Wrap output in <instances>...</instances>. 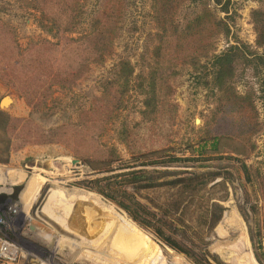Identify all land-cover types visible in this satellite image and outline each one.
Segmentation results:
<instances>
[{"label":"rangeland","instance_id":"obj_1","mask_svg":"<svg viewBox=\"0 0 264 264\" xmlns=\"http://www.w3.org/2000/svg\"><path fill=\"white\" fill-rule=\"evenodd\" d=\"M102 3L103 0L85 1V15L71 36L77 37L88 29L90 19L100 12ZM123 6L113 54L103 63L84 62V70L78 71V45L69 42L57 45L56 39L37 26L34 11L14 0H0V101L7 96L12 99L0 107L4 112L0 116V221L5 223L0 225V236L12 241L18 250L13 263L2 264H193L160 243L113 202L78 185L87 179L122 171L118 167L131 159V151L170 147L176 155L193 156L196 153L191 147L208 138V133L232 135L233 138L221 139L217 151L208 154L241 158L251 171H259V181L264 184V64L254 68L251 65L243 72L239 67L234 79L238 93L252 94L259 123V130L250 136L253 149L242 147L236 137L237 117L227 111L217 113L215 89L200 84L196 70L171 56L164 61L166 74L168 59L177 64V74L169 77L171 92L148 118L140 115L144 95L138 94L134 87L122 97V108L107 113V119L103 117L106 119L103 126L94 113H79V105L87 110L104 103L101 84L113 79V68L122 58L130 63L132 82L138 80L137 75H146L153 63L150 51L156 43L153 38L156 29L151 20L152 0H123ZM205 6L228 26L227 34L215 37L213 53H221L236 43L247 45L257 54L264 53V47L255 44L251 20V11L258 7L256 0H229L227 10L212 0L196 3L185 0L179 6L177 18L184 23ZM205 59L201 58L200 63ZM1 67L8 73V80L3 79ZM56 79L67 80L68 86L62 88L53 83ZM7 117L10 121L6 128ZM79 122L83 128L74 129L61 141L54 139L52 129ZM123 126L132 132L129 145L120 140ZM41 133L51 142L43 143ZM110 148L114 151V172L93 171L84 163L86 158L110 157ZM236 151H245V155ZM205 163L229 173L224 186L212 190V197H226L225 201H219L226 210L214 231L206 234L209 251L227 264H259L238 210V206L245 209L256 238L264 246V203L259 186L245 182L235 160ZM53 191L64 200L62 203L55 198L53 204L56 213L67 219L66 226L41 211ZM41 192L44 198L37 202ZM173 195L172 190L165 188L140 190L136 194L148 205L150 201L165 202ZM9 207L16 210L11 217L7 215ZM99 224L106 226V246L97 241L102 234V229H97ZM117 231L121 246L116 242ZM116 253L121 257H116Z\"/></svg>","mask_w":264,"mask_h":264},{"label":"trees","instance_id":"obj_2","mask_svg":"<svg viewBox=\"0 0 264 264\" xmlns=\"http://www.w3.org/2000/svg\"><path fill=\"white\" fill-rule=\"evenodd\" d=\"M25 9L34 11L37 26L52 38L56 44L66 43L78 45L80 49V64L78 71L84 70V62L103 63L113 54L114 41L119 36L120 23L123 20V0H103L100 12L92 17L88 29L77 37L75 33L85 15L86 0H14ZM185 0H152L151 20L155 24L153 38L156 43L150 51L153 63L146 75H137L135 82L130 80L132 69L128 60L122 58L113 68V79L101 84L104 103L92 105L84 110L79 105V113L92 112L95 119L105 124L107 113L117 111L123 107L122 97L129 90L136 88L138 94L144 95L142 101V117L150 116L160 103L166 102L170 94V78L177 74L174 60L188 63L198 72L200 84L214 90L219 104L217 113L231 112L238 119L236 137L241 146L247 150L253 149L250 136L259 130L257 113L253 105L252 94H240L234 86V79L239 67L240 71L246 67H257L264 64V53L257 54L245 44L229 45L221 53L215 54L214 40L220 34L228 33L225 21L215 15L205 6L193 17L180 23L177 18L179 6ZM201 2L203 0H190ZM214 4L227 10L229 0H212ZM258 7L251 11V20L256 34L255 44L264 47V0H256ZM226 12V11H225ZM1 48V53L4 54ZM252 55V57H249ZM168 59V74L164 72V61ZM201 58H206L200 63ZM253 67V68H254ZM3 79L8 80V73L3 67ZM62 80V79H61ZM67 80H55L53 83L60 87H67ZM164 91L163 95H161ZM108 99V102L106 99ZM36 107V106H35ZM0 116L4 112L0 111ZM106 116V117H105ZM100 117V119H97ZM105 117L106 119H104ZM10 119H5L7 128ZM83 123H66L52 129L54 139L61 141L74 129L83 128ZM68 134V135H67ZM120 140L129 145L128 139L132 132L125 126L120 131ZM197 146L191 147L196 155H176L170 147H159L146 150L131 151V159L120 165L117 173L112 169L114 151L110 148V157L103 159H84V163L93 171L109 172V175L98 176L78 183L81 187L95 192L113 202L122 209L127 216L140 227L150 231L160 243L182 254L193 264H227L208 249L209 241L206 234L213 232L222 219L226 210L219 201L226 197H212V190L224 186L228 178L227 173L218 171L219 167L205 163L221 159L236 161L238 170L242 172L245 182L258 185L263 196L264 184L259 181V171L251 169L241 158L211 156L219 147L223 138L232 135L209 134ZM43 143L51 142L41 133ZM191 146V145H190ZM189 148V147H188ZM245 155V151H236ZM6 162V161H5ZM255 176V177H254ZM218 179H222L218 181ZM165 188L172 190V199L162 203L150 201V205L141 202L136 194L140 190ZM43 192V190H42ZM41 192L37 202H41L44 194ZM252 208L251 210H253ZM246 225L254 259L264 264L262 240L256 238L248 215L242 206H238Z\"/></svg>","mask_w":264,"mask_h":264},{"label":"bare ground","instance_id":"obj_3","mask_svg":"<svg viewBox=\"0 0 264 264\" xmlns=\"http://www.w3.org/2000/svg\"><path fill=\"white\" fill-rule=\"evenodd\" d=\"M9 100H7L5 103H7ZM57 191V190H56ZM59 192V191H58ZM75 197V196H74ZM73 197V198H74ZM56 198V201H58V200H60V197H58V196H56V193H55V191H53L52 193H50L49 195H48V197L46 198V200H45V202H44V204H43V208H41V211L43 212V213H48V216H50V217H53L54 219H56L57 221L56 222H60V224L61 225H63V226H66L67 224V219L65 220L62 216H60L58 213H56V209H55V204H53V200ZM76 198V197H75ZM82 199V198H81ZM62 201H64V200H62ZM61 200H60V202H62ZM76 201V200H75ZM68 202V201H67ZM63 203V202H62ZM76 203V202H75ZM78 203V202H77ZM76 203V204H77ZM80 203V202H79ZM78 203V204H79ZM94 203V202H93ZM68 204L69 203H67V206H68ZM74 204V203H73ZM75 204V205H76ZM81 204V203H80ZM87 204V203H86ZM86 204H85V206H86ZM63 206V205H62ZM74 206V205H73ZM58 207V206H57ZM71 207V206H70ZM45 208V211H43L42 209H44ZM64 209H66V205H65V207H64ZM73 210V209H72ZM69 211H71V210H69ZM64 213V212H63ZM67 215V214H66ZM235 215V214H234ZM236 217V216H235ZM65 218H66V216H65ZM237 219V218H236ZM230 220V219H229ZM92 223V222H91ZM97 229L98 230H100V229H102L101 230V232H102V234L100 235V236H98V242H99V245H102V244H105L104 246H106V226L104 225L103 226V224H99V226L97 227ZM111 230V229H110ZM111 232V231H110ZM116 233H117V235H116ZM115 234H114V236L116 237V242L117 243H119V244H117V245H120V241L122 240V239H120V236H119V233L120 232H116ZM121 235V234H120ZM96 237V236H95ZM113 237V236H112ZM87 239V238H86ZM92 239V238H91ZM95 239H97V237L95 238ZM94 239V240H95ZM114 239V238H113ZM112 239V240H113ZM115 240V239H114ZM113 240V241H114ZM79 242V241H78ZM92 242H93V240H92ZM114 243V242H113ZM112 243V244H113ZM115 244V243H114ZM123 245V244H122ZM126 245V244H125ZM121 246V245H120ZM117 247V246H116ZM119 248V247H118ZM126 249V248H125ZM119 250L117 249V252H118ZM121 251V250H120ZM134 251H136V250H134ZM123 252V251H122ZM114 254V253H113ZM138 254V253H137ZM121 257V254H117L116 253V257ZM117 259V258H116ZM119 259V258H118ZM120 260V259H119ZM122 260V259H121Z\"/></svg>","mask_w":264,"mask_h":264},{"label":"built area","instance_id":"obj_4","mask_svg":"<svg viewBox=\"0 0 264 264\" xmlns=\"http://www.w3.org/2000/svg\"><path fill=\"white\" fill-rule=\"evenodd\" d=\"M16 210L9 207L7 209L8 217L13 216ZM6 216V215H5ZM6 220V218H5ZM8 220V219H7ZM5 224L4 221H0V225ZM18 257V250L14 243L8 238L0 236V264L2 263H13Z\"/></svg>","mask_w":264,"mask_h":264},{"label":"water","instance_id":"obj_5","mask_svg":"<svg viewBox=\"0 0 264 264\" xmlns=\"http://www.w3.org/2000/svg\"><path fill=\"white\" fill-rule=\"evenodd\" d=\"M7 100H11V102H12V99H11V97H9V96H7V97H4L1 101H0V107H1V105H5L6 103V101Z\"/></svg>","mask_w":264,"mask_h":264},{"label":"crops","instance_id":"obj_6","mask_svg":"<svg viewBox=\"0 0 264 264\" xmlns=\"http://www.w3.org/2000/svg\"><path fill=\"white\" fill-rule=\"evenodd\" d=\"M3 192H4L5 195L9 194V192H7V191H6V192L3 191ZM38 192H39V190H38ZM4 194H1V195H4ZM37 194H38V193H37ZM37 194H36V195H37ZM35 197H36V196H35ZM34 199H35V198H34ZM34 199H33V200H34ZM32 202H33V201H32ZM32 202H31V203H32ZM23 216H24V214H23ZM254 262H255V261H254Z\"/></svg>","mask_w":264,"mask_h":264}]
</instances>
